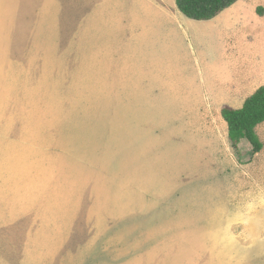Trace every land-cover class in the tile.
Returning a JSON list of instances; mask_svg holds the SVG:
<instances>
[{"label":"rangeland","instance_id":"rangeland-1","mask_svg":"<svg viewBox=\"0 0 264 264\" xmlns=\"http://www.w3.org/2000/svg\"><path fill=\"white\" fill-rule=\"evenodd\" d=\"M262 85L264 0H0V264H264Z\"/></svg>","mask_w":264,"mask_h":264},{"label":"trees","instance_id":"trees-1","mask_svg":"<svg viewBox=\"0 0 264 264\" xmlns=\"http://www.w3.org/2000/svg\"><path fill=\"white\" fill-rule=\"evenodd\" d=\"M239 0H175L178 12L189 20L208 22L214 20ZM260 15L262 10L258 8ZM227 126L229 146L236 157H240L239 145L245 140L251 147L252 156L263 147L256 128L264 123V85L247 97L238 109L223 107L220 112Z\"/></svg>","mask_w":264,"mask_h":264},{"label":"crops","instance_id":"crops-1","mask_svg":"<svg viewBox=\"0 0 264 264\" xmlns=\"http://www.w3.org/2000/svg\"><path fill=\"white\" fill-rule=\"evenodd\" d=\"M225 12V11H224ZM221 15V14H220Z\"/></svg>","mask_w":264,"mask_h":264}]
</instances>
